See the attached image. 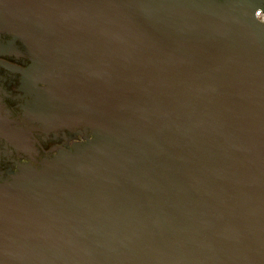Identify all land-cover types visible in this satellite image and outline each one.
Instances as JSON below:
<instances>
[{
    "label": "water",
    "instance_id": "obj_1",
    "mask_svg": "<svg viewBox=\"0 0 264 264\" xmlns=\"http://www.w3.org/2000/svg\"><path fill=\"white\" fill-rule=\"evenodd\" d=\"M264 0H0L91 125L0 182V264H264Z\"/></svg>",
    "mask_w": 264,
    "mask_h": 264
},
{
    "label": "flooded vegetation",
    "instance_id": "obj_2",
    "mask_svg": "<svg viewBox=\"0 0 264 264\" xmlns=\"http://www.w3.org/2000/svg\"><path fill=\"white\" fill-rule=\"evenodd\" d=\"M31 63L27 42L0 21V182L21 164L41 168L92 136L91 125L50 124L33 116L46 84L30 72Z\"/></svg>",
    "mask_w": 264,
    "mask_h": 264
},
{
    "label": "built area",
    "instance_id": "obj_3",
    "mask_svg": "<svg viewBox=\"0 0 264 264\" xmlns=\"http://www.w3.org/2000/svg\"><path fill=\"white\" fill-rule=\"evenodd\" d=\"M255 15L256 17H258L260 20L264 21V13L258 9L256 12H255Z\"/></svg>",
    "mask_w": 264,
    "mask_h": 264
}]
</instances>
